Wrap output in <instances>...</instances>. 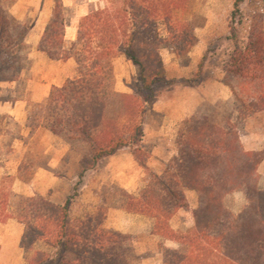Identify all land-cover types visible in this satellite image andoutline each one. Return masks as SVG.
Returning <instances> with one entry per match:
<instances>
[{
	"label": "trees",
	"instance_id": "trees-1",
	"mask_svg": "<svg viewBox=\"0 0 264 264\" xmlns=\"http://www.w3.org/2000/svg\"><path fill=\"white\" fill-rule=\"evenodd\" d=\"M191 0H102L81 18L76 40L65 42L67 21L61 0L39 43L51 60L76 62V76L53 87L29 113L34 129L89 146L79 166V177L95 171L100 162L130 149L145 165L141 148L148 106L157 99V87L167 82L162 50L186 56L198 43L193 20L185 18ZM234 14L245 0H233ZM191 15V14H190ZM32 27L11 17L0 4V83L16 80L17 50L27 48ZM236 51L223 84L232 91L231 111L238 122L264 112V31L252 34L243 50L233 28ZM126 56L138 69L139 90L120 94L121 110L108 114L107 63ZM201 77V73L199 74ZM196 85V81L188 82ZM239 123L219 124L196 114L185 120L179 133L178 158L160 174L150 173L138 196L117 189L119 205L154 219L153 234L176 242L180 249L165 248L164 264H264V190L259 187L263 150H246ZM243 190L247 205L239 215L225 207V198ZM78 191V189H76ZM186 191L198 194L194 227L176 232L170 221L188 208ZM106 200L95 216L76 222L72 201L55 204L42 197L27 198L20 219L26 226L22 245L32 249L42 241L51 254L36 251L30 264H132L129 236L101 227Z\"/></svg>",
	"mask_w": 264,
	"mask_h": 264
},
{
	"label": "rangeland",
	"instance_id": "rangeland-1",
	"mask_svg": "<svg viewBox=\"0 0 264 264\" xmlns=\"http://www.w3.org/2000/svg\"><path fill=\"white\" fill-rule=\"evenodd\" d=\"M57 0H0L3 9L13 18L32 27L26 39L27 48L17 50L15 65L19 77L0 83V162L4 159V178L0 185V264H30L36 251L51 254L42 241L32 249L23 247L26 226L20 219L27 198L42 197L55 204L72 201L71 216L76 222L95 216L106 200V218L101 227L129 236L133 251L132 264H164V249H180L176 242L153 234L154 219L149 215L130 213L119 205L117 189L138 196L150 173L160 174L166 165L178 158V136L185 120L196 114L208 116L223 124L226 119L239 123L241 140L246 150L264 149V112L252 114L238 122L231 111L232 91L223 84L231 68L236 48L233 28L243 50L252 34L264 31V0H245L241 12L234 14L233 0H191L185 18L193 20L198 38L196 46L179 56L171 49L162 50L167 82L157 87V99L146 111L141 143L147 157L140 164L130 149L103 159L98 168L80 174V162L89 153V146L56 136L43 128L34 129L29 113L44 102L53 87L62 86L76 75V62L51 60L38 49ZM67 21L65 42L70 46L77 36L82 17L102 0H61ZM191 14V15H190ZM106 98L108 114L121 110L119 95L139 90L138 69L124 55H116L107 63ZM201 73V77L200 74ZM196 81V85L188 82ZM15 107L21 116L13 115ZM17 116V117H16ZM50 161H54L53 166ZM44 170L50 175L37 176ZM259 187L264 190V163L259 168ZM78 189V191H76ZM188 208L181 209L170 221L176 232L194 227L193 211L199 196L186 191ZM248 201L243 190L229 194L225 207L239 215ZM24 230H23V229ZM20 229L21 240H15Z\"/></svg>",
	"mask_w": 264,
	"mask_h": 264
},
{
	"label": "crops",
	"instance_id": "crops-1",
	"mask_svg": "<svg viewBox=\"0 0 264 264\" xmlns=\"http://www.w3.org/2000/svg\"><path fill=\"white\" fill-rule=\"evenodd\" d=\"M45 55V54H44ZM71 60H73V59H71ZM71 60H69V61H71ZM69 61H67V62H69ZM76 76V75H75ZM73 79V78H72ZM66 82V81H65ZM64 82V83H65ZM63 83V84H64ZM59 87H61V86H59ZM232 94V93H231ZM48 97V96H47ZM46 97V98H47ZM45 98V99H46ZM45 101V100H44ZM20 109L21 108H18V107H15V110L16 111H14V112H12V113H14L13 115H17V116H21V115H23V114H21L20 113ZM16 116V117H17ZM242 143H243V141H242ZM243 145H244V143H243ZM250 150H254V149H250ZM53 163H54V161H50V165H52L53 166ZM263 164V163H262ZM4 159L0 162V185H1V183H2V180H3V178H4V173H5V170H4ZM48 175H50V173H48V172H46L45 170H44V172H41V171H39L38 173H37V176L38 177H40L41 179H42V177H46V176H48ZM23 229V228H22ZM24 230V229H23ZM23 230H21L20 229V232H19V234L17 233V237H16V239L15 240H18V241H20L21 240V238H20V233L22 232V234H24L23 233Z\"/></svg>",
	"mask_w": 264,
	"mask_h": 264
}]
</instances>
